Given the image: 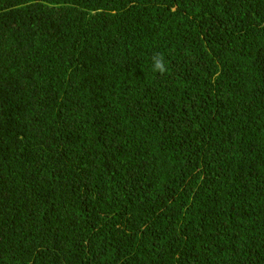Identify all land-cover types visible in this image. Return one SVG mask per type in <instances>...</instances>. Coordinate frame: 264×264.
Here are the masks:
<instances>
[{"label":"trees","instance_id":"trees-1","mask_svg":"<svg viewBox=\"0 0 264 264\" xmlns=\"http://www.w3.org/2000/svg\"><path fill=\"white\" fill-rule=\"evenodd\" d=\"M0 264H264V0H0Z\"/></svg>","mask_w":264,"mask_h":264},{"label":"clouds","instance_id":"clouds-1","mask_svg":"<svg viewBox=\"0 0 264 264\" xmlns=\"http://www.w3.org/2000/svg\"><path fill=\"white\" fill-rule=\"evenodd\" d=\"M157 55L159 56V54ZM152 67H153V71L163 74L166 71V66H165L163 57L159 56V58H157V56H154Z\"/></svg>","mask_w":264,"mask_h":264},{"label":"bare ground","instance_id":"bare-ground-1","mask_svg":"<svg viewBox=\"0 0 264 264\" xmlns=\"http://www.w3.org/2000/svg\"><path fill=\"white\" fill-rule=\"evenodd\" d=\"M218 16V15H217ZM231 26V25H230ZM231 30H232V28H231ZM223 33V32H222ZM110 175V174H109ZM117 175V174H116ZM117 177V176H116Z\"/></svg>","mask_w":264,"mask_h":264}]
</instances>
